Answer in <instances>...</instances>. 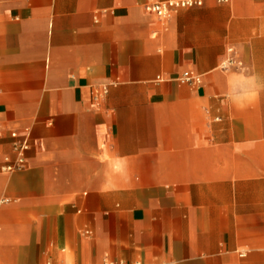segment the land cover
I'll return each mask as SVG.
<instances>
[{
    "label": "crops",
    "instance_id": "1",
    "mask_svg": "<svg viewBox=\"0 0 264 264\" xmlns=\"http://www.w3.org/2000/svg\"><path fill=\"white\" fill-rule=\"evenodd\" d=\"M146 2L0 0V264H264V89L221 68L254 9Z\"/></svg>",
    "mask_w": 264,
    "mask_h": 264
},
{
    "label": "rangeland",
    "instance_id": "2",
    "mask_svg": "<svg viewBox=\"0 0 264 264\" xmlns=\"http://www.w3.org/2000/svg\"><path fill=\"white\" fill-rule=\"evenodd\" d=\"M249 1L244 0L246 4H249V6L254 9V12L250 14L245 13L244 16L247 24H252L250 29L245 32L240 39V42L243 43L245 48L242 50L232 44L228 45L227 49L233 48L236 57L242 63V68L235 70V72L240 74V78L244 79L241 86L264 89V0ZM255 53H257L256 61L253 59V54ZM254 162L258 165L259 162H261L262 168H264V148L262 159L254 160ZM248 181H255L256 184L254 187H264V174L260 175V177L248 176ZM247 185L250 187V183Z\"/></svg>",
    "mask_w": 264,
    "mask_h": 264
},
{
    "label": "built area",
    "instance_id": "3",
    "mask_svg": "<svg viewBox=\"0 0 264 264\" xmlns=\"http://www.w3.org/2000/svg\"><path fill=\"white\" fill-rule=\"evenodd\" d=\"M207 0H147L144 10L152 15H155L161 20L168 19L173 13L182 9H190L194 7H201ZM219 4H227L230 0H213ZM223 70H228L231 68H242L241 61L238 60L232 48L228 49V57L224 61L221 67ZM183 82L188 84H200V78L193 72L187 71L183 73L181 77ZM106 93L102 90L99 94L98 91L95 93V99H99ZM29 136L30 131L28 129L23 130V137L19 138L15 131L9 134L11 139L12 150L14 153V158L9 157L4 158V164L2 171L5 173H13L20 171L25 167V157L29 150Z\"/></svg>",
    "mask_w": 264,
    "mask_h": 264
}]
</instances>
